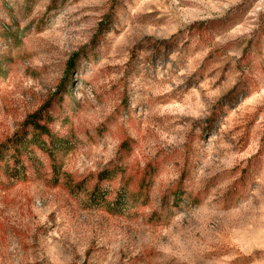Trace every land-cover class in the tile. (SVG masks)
Masks as SVG:
<instances>
[{"label":"rangeland","instance_id":"rangeland-1","mask_svg":"<svg viewBox=\"0 0 264 264\" xmlns=\"http://www.w3.org/2000/svg\"><path fill=\"white\" fill-rule=\"evenodd\" d=\"M40 109L65 138L56 184L35 144V175L12 173ZM125 136L128 173L163 164L148 206L113 215L86 190ZM0 264H264V0H0Z\"/></svg>","mask_w":264,"mask_h":264},{"label":"trees","instance_id":"trees-1","mask_svg":"<svg viewBox=\"0 0 264 264\" xmlns=\"http://www.w3.org/2000/svg\"><path fill=\"white\" fill-rule=\"evenodd\" d=\"M103 33L104 31L100 28L98 36ZM58 93L52 95L48 104L53 106ZM127 112L129 113V110ZM51 121V113L46 109H40L28 117L22 131L16 138L14 137V143L11 145L13 151L11 156L13 158L12 173H18L19 171L24 175L29 174H26L28 171L25 169V159H30L27 157L28 147L35 144L46 155L48 167L51 170V178L55 184L57 183L61 166V158L57 152L59 153L62 150L65 138L52 128ZM29 132L31 137H27ZM134 146H136V142L129 136H125L118 145L117 161L95 174L94 177L92 176L94 179L93 185L86 192L88 200L97 209L107 211V213L113 215H123V212L138 213L148 206L149 193L156 176L153 168L159 167L163 163L156 158L146 163L143 169L136 171L134 174L128 173L126 166L122 162L132 156ZM16 149L19 150L18 153ZM192 160L189 157L186 158V168L183 169L175 184L169 186L164 193L160 208L151 211L147 215V219L152 221V225L156 226L160 222L167 221L170 216L174 215V210L180 208L182 197L185 194L182 187L189 178L187 167L192 164ZM32 165H34V162H32ZM32 167L33 173L29 175H33L36 171L34 166ZM135 177L139 178V182L135 191H133L130 189V184ZM121 203H123V206ZM166 224H168V221Z\"/></svg>","mask_w":264,"mask_h":264}]
</instances>
